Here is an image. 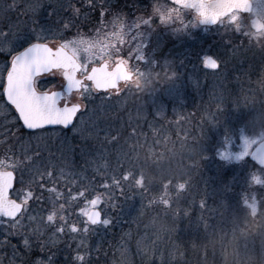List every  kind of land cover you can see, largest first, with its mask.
<instances>
[{
  "label": "rangeland",
  "instance_id": "374dc122",
  "mask_svg": "<svg viewBox=\"0 0 264 264\" xmlns=\"http://www.w3.org/2000/svg\"><path fill=\"white\" fill-rule=\"evenodd\" d=\"M80 1L0 0V26H6L10 34L26 37L33 29L47 22L58 34L50 35L41 42L54 46L78 34L86 35L85 27L91 29L95 20H98L99 28L94 31L102 34L103 39L102 36L100 39H89L108 47L102 53L103 59L98 56L94 61L82 60L87 63V71L82 70L80 76L85 75L91 66L105 60L110 65L123 60L131 70L136 71V77L121 87L117 94L93 89L90 98L80 95L78 101L87 108H82L69 130L53 128L45 133L24 134L15 114H0V135L4 143L0 148V156L21 162L23 175L21 184V170L16 171V183L11 196L19 201L24 195L21 189L33 193L20 225L10 227L7 233L4 226L0 225V264H38L39 261L44 264H198V258L203 264H254L250 261L258 254L260 264H264V218L255 225L249 221L264 216V205L254 196L248 197L242 206L235 207L233 217L223 216L235 229L227 231L223 226L215 231L213 220L206 231L204 226L201 227L208 244L219 247L216 251H208L211 253L201 248L191 249L189 245H178L173 236V229H177L170 226L174 221L169 220V212L157 214L158 218L165 221L162 225H156L153 219L149 223L151 229L149 225L139 230L136 227L135 238L132 229L126 236L111 237V223L88 225L89 231L86 233L70 230L73 223L83 229L85 218L79 209L85 206V200H91L98 194L102 201L98 207L105 219H110L109 214L115 213L114 206H119L121 213L141 209L138 203L139 206L130 204L135 203L137 191L144 185L145 174L150 175L147 172L150 165L154 175H150L148 185H152V179H160L161 176L171 178L170 174L175 169L169 167L170 163L183 169L178 164L182 160L181 153L184 155V151H180L182 145L179 138L182 136L186 140L188 133L190 136L198 135L203 131L202 127L212 129L218 124L219 110L216 106L211 108L212 102L218 100L217 104L224 106L221 98L228 93L234 92L237 101L231 106L232 113L226 110L223 114H232L234 118L237 116L239 123L242 121V125L248 129L242 128L247 129L246 133L239 130V139L236 141L229 139L226 132L220 131L222 142L218 140L215 147L213 144L208 147L199 144L202 153L197 157V162L216 156L225 162L226 169L234 163L247 167L252 148L264 139L253 126L257 114L264 112V99H261L264 98V89L260 86V81L264 80V49L252 43L244 31L236 29L226 16L211 27H201L195 18L174 13L165 0H142L152 15L143 18L134 15L133 22L128 23L126 11H117L115 8L118 6L116 4H121L120 0L104 3L97 0L95 5L105 7L104 11L93 16L91 23L84 24L80 23L83 7ZM131 1L126 0L125 6L132 5ZM53 4L59 10L57 15L50 16ZM262 14L264 1L254 0L250 14L240 13L241 23L248 26L253 23V18L264 20ZM83 21L86 22L85 19ZM65 24L67 28L63 27ZM71 24H75L72 30L69 27ZM113 33H122V39H114ZM21 41L16 40L12 52L3 49L5 54L17 52L24 46L17 48ZM141 53L145 57L143 60L140 59ZM207 56L217 59L219 68H206L204 60ZM169 60L178 71L173 81H157L156 84H149L147 89L134 82L139 77L150 81L154 72L165 71ZM61 77L54 72L40 80L39 84L48 87L56 78L60 81ZM203 97L204 101H201ZM90 108H95L91 117ZM198 108L203 109L202 115H198ZM82 114L85 116L83 125L80 124ZM233 120L232 117L230 121ZM164 122L167 126L163 129L161 125ZM197 122L199 128L191 129ZM236 127L233 124L232 131H237ZM123 132L125 135H122ZM247 141L252 142L250 146ZM188 151L189 156H194L196 152L191 149ZM167 157L171 161L163 169L168 172L161 169ZM193 165L192 162L188 169L198 168L196 172L200 174L201 165ZM37 168L42 173L52 171L53 179L50 180L46 175L41 179L34 171ZM129 172L131 175L123 179ZM251 173L253 179L250 182L264 183V171L255 170ZM141 176L142 184H137ZM114 180L120 181L119 187L114 185ZM188 191L194 194L192 188H188ZM81 192L83 196H78L77 193ZM53 201L65 207L62 212H58L55 221L49 222L47 215L53 208ZM253 201L257 204L255 209L250 206ZM211 210L222 211L218 207ZM60 216L66 219L61 221ZM29 217L34 219L30 220ZM61 226L64 231H57ZM256 229L258 233L254 234ZM25 240L28 246H25ZM77 253L84 257L83 261L76 259ZM202 254L208 256L203 257Z\"/></svg>",
  "mask_w": 264,
  "mask_h": 264
},
{
  "label": "snow or ice",
  "instance_id": "6c2138e0",
  "mask_svg": "<svg viewBox=\"0 0 264 264\" xmlns=\"http://www.w3.org/2000/svg\"><path fill=\"white\" fill-rule=\"evenodd\" d=\"M183 7H194L198 10L199 17L203 20H211L213 22L220 21L222 17H227L238 30H243L245 35L249 37L248 27L242 25L240 12L248 10L250 7L249 0H177ZM91 3V0H89ZM58 7L53 6L50 16L57 15ZM67 28L68 25L63 26ZM254 27L257 30L264 29V22H254ZM58 33L47 22L44 25L33 29L26 37H19L15 34L11 39L5 37L3 40L4 50L12 52L13 45L17 39H22L27 47H23L22 51L15 52L11 57V66L7 70L6 85H4V93L7 101L15 106L18 112L19 119L23 125L29 130H36L39 133L46 132V126H69L73 124L78 111L82 108H87L86 105L80 103H69V100L74 92L80 93L82 96L91 97L93 89L107 90L116 89L119 91V81L125 80L128 77L129 69L123 60H117L115 67L110 70L107 60L99 67H92L91 72L86 77L78 75L82 70L87 71V63L85 61H94L99 56L103 59L102 53L107 50V45L99 41H94L78 34L69 40L62 41L59 46L51 47L46 42L48 36L57 35ZM114 39H122V33L111 34ZM34 41V42H29ZM19 46V45H17ZM144 47L143 42L141 48ZM140 59H145L141 53ZM204 63L206 66L217 69L220 62L211 56L205 57ZM54 71H59L64 77V83L60 91H38L37 83L42 79H46L49 74H54ZM2 76V73H0ZM85 79L91 84L85 83ZM260 86L264 88V80L260 81ZM63 101V103H61ZM89 117L94 115L95 108L88 109ZM85 122V116L82 114L80 124ZM39 139V137H37ZM249 146L251 141L246 142ZM226 154V153H225ZM31 160V157H28ZM19 161L14 158H0V225L4 226V231L7 233L10 227H16L21 224L23 213L27 211V202L33 197L31 191L21 189L24 192L23 198L19 200L11 199L9 190L13 187V181L16 179V171L20 169ZM264 163V160H262ZM36 175L41 179L46 175L50 180L53 179L52 171L40 172L39 169H34ZM131 172L126 173L123 179H127ZM254 179H256L254 177ZM35 180V177H34ZM143 176L137 181V184H142ZM38 182V181H36ZM20 183L23 184V175L21 170ZM120 181L114 180V185L119 187ZM43 186V185H42ZM132 185H129L131 187ZM181 189L184 184H180ZM55 191V189H53ZM58 194V193H57ZM78 196H83V193H77ZM75 199V197H73ZM168 200H163L167 204ZM102 203L101 197L98 194L91 200H85V206L79 209L80 214L85 218L83 229H79L75 223L70 225L72 232H88V225H109L110 219L103 218V214L99 209ZM250 206L255 209L257 204L251 202ZM64 205H57L53 201V208L47 215V220L53 222L57 219L58 212H62ZM19 214V216H18ZM29 219H34L29 217ZM66 217L60 216V220H65ZM59 232L64 231L61 226L57 229ZM25 246H28V241H24ZM15 247V246H13ZM76 259L83 261L84 257L77 253ZM38 264H44L39 261Z\"/></svg>",
  "mask_w": 264,
  "mask_h": 264
},
{
  "label": "trees",
  "instance_id": "16d2710c",
  "mask_svg": "<svg viewBox=\"0 0 264 264\" xmlns=\"http://www.w3.org/2000/svg\"><path fill=\"white\" fill-rule=\"evenodd\" d=\"M96 1L97 0H91V3H89V0L80 1L81 2L80 6H83L82 11L80 13V18H81L80 23H84V24L91 23L92 20H94L93 16L99 13L101 14L102 11H104L105 7L96 6L95 5ZM98 1H102V3H104L109 0H98ZM120 1L121 4H116L118 6L115 5L116 6L115 8L119 9L120 7L122 8V6L124 7L125 10L123 9V11L124 12L126 11L125 14H127L126 16L128 17L127 18L128 23L133 22L132 19L134 15H137L140 18L152 15V13H150V11L146 8H141L136 11V9H131L125 6L126 0H120ZM53 6H57V5L53 4ZM131 10H135V12H132ZM87 15L88 17H86ZM62 16H63V12H62ZM84 19L86 20V22L83 21ZM69 27L72 30L75 28V24H71V26ZM97 28H99L98 20H95L93 27L91 29L89 27H85L86 35L84 34L83 35L87 38L96 37L97 39H100L99 37L102 36L103 39L102 34L95 33L94 30ZM156 39L157 38H155L154 41ZM233 94L237 97V95L234 92ZM233 94L228 93V95L221 98L224 101V106L221 105L219 106V104H217L218 100L212 102L213 106L211 108H214V106H216L219 110V112L217 113L219 114V123L216 124L212 129L210 127L204 129L206 127L204 125L205 127H202L203 131L200 134L198 135L192 134L190 136V134L188 133L186 140L181 138L182 136L179 138L181 140V145H182V147L181 145L179 146L181 147L180 151H184V155L181 153L182 160L181 163L178 164H180V166H182L183 169H179L178 167H176L177 165L170 163L169 167L175 169L172 171L171 173L172 175L169 173L171 178H164L165 176H161L160 179L157 178L152 179L153 180L152 185L151 183H149L148 185L151 176L154 175V171H152L153 167L152 165H150L151 168L148 171L147 170L146 171L151 176L145 174L144 185L142 186V188H140L137 191L138 194L135 197V201H134L135 203L130 204V205H135L138 203L141 205V209H137L135 211L128 210L125 211V213H121L122 209L120 210L119 206H114L113 211L115 213L109 214L111 215L112 218L110 219L112 220L111 226L113 227V230L111 231V233H109L111 237L115 235L126 236L127 232L130 229H132L134 232L133 237L135 238L137 237V233L134 231L136 230V227L139 230V228L141 229L142 227H145V225H149L150 221L153 222V219L156 220L158 218L157 214H160V212L162 213L169 212L170 213L168 215L169 220L174 221L170 226L176 227L177 229V230H175V228L173 229V236L176 242L178 243V245H183V247L184 246L188 247L189 245L191 249L201 248L203 249V251L207 253H211L208 251L210 250L216 251L219 247L217 245L216 246L214 245V247H212L211 245L208 244V241L203 237V234L201 232V227L203 228L204 226L203 229L204 231H206V228H209L211 226L210 222L213 220L215 231H219V228L222 229L223 226L227 231L228 229H230L231 231V229L232 228L235 229V227H230L232 223L228 224V222H226L223 216H226L227 218L233 217L236 211L235 207L242 206V203L247 201L248 197L252 198V196H254L258 200H260V204L262 203V205H264V183L254 184L250 182L253 179V175L251 172H255V170L264 171V169L257 166L250 159H248L247 161V167H244L238 163L237 164L234 163L231 164L230 168L227 169L225 167L226 165L225 162L218 159L216 156L208 157L207 159H202L200 163L197 162V157H199L202 153V151L196 150L197 148L201 147L199 146V144L205 145L207 147L212 144L214 146V144L218 143V140H220V136H219L220 131L226 132L228 134L229 139L231 140L235 139L236 141L239 139V135H238L239 130H241L243 127H246L248 129L246 125L244 124L242 125L243 123L242 121L241 123H239L240 119H237V116H235L234 118L232 114H223L226 113V110L228 111L227 113H232L230 112L231 106L233 103L237 101V98L234 97ZM137 97L138 96L136 95L135 99H137ZM204 98L205 97L201 98V101H204ZM198 112H199L198 115L200 114L202 115L204 113L202 108H198ZM232 117L234 120L231 122L230 119ZM220 119L222 120L223 124L220 122ZM228 123H230V125H228ZM197 124L198 122L191 129H195V128L198 129L199 126ZM233 124L237 126L236 127L237 131H232ZM161 126L164 129L166 128L167 123L164 122V125ZM247 129L245 130L242 129L241 132L246 133ZM122 135H125V133L123 132ZM174 137H176V135H174ZM121 139L123 140L124 138ZM174 148L175 146L173 147V149ZM189 149L196 150V152H194L193 154L194 156L188 155ZM170 161H171L170 158L167 157V160L165 164H162L161 169L166 171V169L163 168L167 167L166 164H168ZM192 162L194 163L193 166L195 167L201 165V167H199L200 174H197L196 172L198 168H191L193 172L190 173L191 169L189 170L188 168H190ZM166 172H168V170ZM116 178H120V177H116ZM203 179L206 180V183H203L204 181ZM180 184H184V188L181 190H179ZM110 186L112 187V182H110ZM188 188L189 189L192 188V192H194V194L189 193L190 191H188ZM117 193H118L117 195H119L120 192L117 190ZM165 199L169 201L167 204L163 203V200ZM217 207L222 211L211 210L212 208L216 209ZM173 208L177 210L173 211ZM128 217L132 218V220H129ZM137 218L138 220H135ZM166 218L168 219V217ZM263 218L264 216L259 217L258 219L252 218L249 221L251 222L250 224L255 225L258 224ZM221 219H223L224 222ZM151 228L152 226L149 225V229ZM210 232L211 231L205 233H210ZM257 233L258 231L256 229V231H254V234ZM217 244L219 245V242ZM253 251H255V249H253ZM202 255L203 257L208 256V254H202ZM259 255L260 254L256 255V258L251 259L250 262H254V264H260L261 258H258ZM204 260L206 261V259ZM262 262L264 263V261ZM198 264H203L201 260H199V258H198Z\"/></svg>",
  "mask_w": 264,
  "mask_h": 264
},
{
  "label": "flooded vegetation",
  "instance_id": "af4514ba",
  "mask_svg": "<svg viewBox=\"0 0 264 264\" xmlns=\"http://www.w3.org/2000/svg\"><path fill=\"white\" fill-rule=\"evenodd\" d=\"M165 1L168 3V5L171 8V10H174L173 11L174 13H176V14H179V13L180 14H186L188 17L195 18L197 20L199 26H201V27H211V26L202 25L200 23V19L201 18L199 17V13L197 12V10L194 7L185 8L181 4H178V3H176L173 0H165ZM250 1L253 4L254 0H250ZM142 2H143L142 0H137V2L135 0H133V2H132L133 5H130L128 8L136 9V11L139 10V9H141V8H146V9L149 10L147 4L142 3ZM123 9H124V7L122 6V8L120 7L117 11H122ZM241 14H244V13H241ZM12 36H13V34H10L8 32L6 26H0V73H2V76H0V114L1 113H3V114H15L17 116V118H18V123L21 126L22 133H24V134H35V133H38L36 130H29L26 127H24L22 121L18 117V113L15 110V107L13 105H11V103L9 101H7L6 94L4 93V90H3L4 89V85H6L7 70L11 66L10 62H11V57L13 55V54H9V53L8 54H5V52L3 51V49H4L3 40H4L5 37H8L9 39H11ZM31 42H34V41H31ZM17 45H19V46H17V48L20 47V46H22V45H24V46L20 47L17 50V52L22 51L23 50V47H27L28 46L27 44L25 45L22 41L19 42V44H17ZM53 47H55V46H53ZM111 67H112V65H110V68ZM54 72H56L60 76H62V73H60L59 71H54ZM61 78H60L61 79L60 81L56 78V81H54V83L51 86H48V87L47 86H44V85H40L39 84L40 81H38V83H37V89H38V91H56V90H61V86L64 83L63 76ZM128 82H130V81H128ZM128 82L120 83V85H119V91H120V88L123 87ZM119 91H116L115 89H110V90H107L105 92H114V93L117 94ZM80 95H81L80 93L74 92L72 94L70 100H69V103H80L81 104V102L78 101V98L80 97ZM61 103H63V101ZM81 111H82V109H81ZM79 113L76 115L75 119L77 118V116L79 115ZM72 125H70V126H60V125H58V126H54V127H46V130L53 129V128H60L62 130H69L72 127ZM3 146H4L3 138L0 135V148H2ZM0 158H1V156H0Z\"/></svg>",
  "mask_w": 264,
  "mask_h": 264
},
{
  "label": "clouds",
  "instance_id": "9594fccd",
  "mask_svg": "<svg viewBox=\"0 0 264 264\" xmlns=\"http://www.w3.org/2000/svg\"><path fill=\"white\" fill-rule=\"evenodd\" d=\"M262 16H264V14H262ZM256 21L264 22V20L257 19V20H254L251 25L247 26L249 34H250L249 38H250V41L252 43H254L258 47L264 49V29L257 30L254 27V22H256ZM177 75H178L177 69L175 68L173 62L171 60H169V61H167V67H166L165 71L154 72L152 74V79L150 81L146 82L143 79V77H139L134 82L137 85L147 89L149 84H156L157 81H159L160 83L173 81L177 77ZM262 89H264V88H262ZM261 99H264V98H261ZM253 126L257 129L259 136L264 137V112L257 114V116L254 118ZM196 150L201 151L200 147ZM155 223H156V225H162L165 223V221L163 218H157L155 220ZM229 259H230V254H229Z\"/></svg>",
  "mask_w": 264,
  "mask_h": 264
},
{
  "label": "water",
  "instance_id": "95a60500",
  "mask_svg": "<svg viewBox=\"0 0 264 264\" xmlns=\"http://www.w3.org/2000/svg\"><path fill=\"white\" fill-rule=\"evenodd\" d=\"M173 1H175L176 3H178V4H180L179 2H177V0H173ZM249 3H250V7H249V9L248 10H241V12H243V13H250L251 11H252V2L249 0ZM196 9V8H195ZM197 10V9H196ZM197 12H198V10H197ZM223 18V17H222ZM254 20H257V18H254L253 19V21ZM216 22H218V21H216ZM216 22H213V21H211V20H203V19H200V23L202 24V25H213V24H215ZM49 46H51L50 44H49ZM57 46H59V45H57ZM52 47V46H51ZM104 62H102V63H100V64H98V65H93L92 67H99L100 65H102ZM91 67V68H92ZM115 67V65L111 68V69H113ZM127 67V66H126ZM205 67L206 68H210V67H208V66H206V64H205ZM110 69V70H111ZM210 69H212V68H210ZM91 72V69L88 71V73L86 74V76L89 74ZM78 75H79V73H78ZM86 76H84V77H86ZM134 76V72L133 71H129V74H128V77L125 79V80H121V81H119L118 83H120V82H123V81H127V80H130V79H132V77ZM86 80V79H85ZM96 90H98V89H96ZM108 90V89H107ZM56 91H60V90H56ZM98 91H105V90H98ZM14 106V105H13ZM15 107V106H14ZM79 112V111H78ZM77 112V113H78ZM18 113V112H17ZM77 115V114H76ZM75 119V118H74ZM74 121V120H73ZM70 126V125H69ZM25 127V126H24ZM46 127H52V126H46ZM249 159L251 160V161H253L254 163H256L258 166H260V167H263L264 168V163H262V160H264V139L263 140H261L260 142H258L254 147H253V149L251 150V152H250V154H249ZM14 185H15V180L13 181V187L9 190V196H10V193H11V190L14 188ZM11 199H14V198H12L11 197ZM14 200H16V199H14ZM19 202V201H18ZM19 215V214H18Z\"/></svg>",
  "mask_w": 264,
  "mask_h": 264
}]
</instances>
